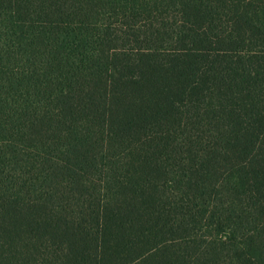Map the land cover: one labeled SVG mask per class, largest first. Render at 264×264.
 <instances>
[{
    "label": "trees",
    "instance_id": "1",
    "mask_svg": "<svg viewBox=\"0 0 264 264\" xmlns=\"http://www.w3.org/2000/svg\"><path fill=\"white\" fill-rule=\"evenodd\" d=\"M0 264H264V0H0Z\"/></svg>",
    "mask_w": 264,
    "mask_h": 264
}]
</instances>
